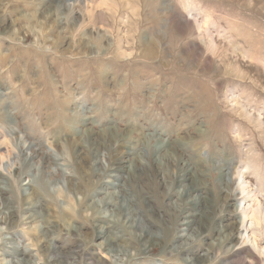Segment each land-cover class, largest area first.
<instances>
[{
  "label": "rangeland",
  "instance_id": "rangeland-1",
  "mask_svg": "<svg viewBox=\"0 0 264 264\" xmlns=\"http://www.w3.org/2000/svg\"><path fill=\"white\" fill-rule=\"evenodd\" d=\"M0 264H264V0H0Z\"/></svg>",
  "mask_w": 264,
  "mask_h": 264
},
{
  "label": "bare ground",
  "instance_id": "bare-ground-1",
  "mask_svg": "<svg viewBox=\"0 0 264 264\" xmlns=\"http://www.w3.org/2000/svg\"><path fill=\"white\" fill-rule=\"evenodd\" d=\"M127 167H128V166H127ZM110 196H113L112 198L109 197V200H110V201H111V199H113V198L115 199V197L120 198V197H119V196H120L119 193H114L113 195L111 194ZM109 200H107V201L109 202ZM115 200H117V199H115ZM124 200H125V199H124ZM125 202H126V201H124V203H125ZM127 206H128V204H127ZM128 210H129V209H128ZM130 215H131L130 218L132 219V220H131V224H132V225L138 224V223L140 222V221L137 219V216H133L132 214H130ZM113 216H115V215H113ZM111 218H112V217H111ZM141 220H142V219H141ZM103 231H104V230H102V229L99 230V232H98L99 235H103ZM108 238H109V239H105L106 242H107L108 240H111V238H110L109 236H108ZM114 240H115V239H113V241H114ZM112 245H117V244H116V243H113ZM110 246H111V245H110ZM118 246H119V245H118ZM118 246H116V247H118ZM113 247H114V246H113ZM119 247H120V246H119ZM119 247H118V248H119ZM126 247H127V246H126ZM120 249H124V248H120ZM128 249H129V248H128ZM117 252H118V251H117ZM118 253H119V252H118ZM24 260H25V259H24ZM25 261H26V260H25ZM27 261H28V260H27Z\"/></svg>",
  "mask_w": 264,
  "mask_h": 264
}]
</instances>
